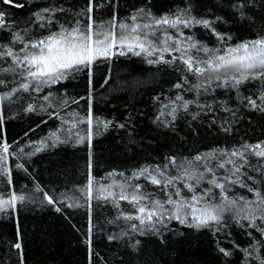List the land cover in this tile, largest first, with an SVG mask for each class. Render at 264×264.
Segmentation results:
<instances>
[{
    "label": "snow or ice",
    "instance_id": "6c2138e0",
    "mask_svg": "<svg viewBox=\"0 0 264 264\" xmlns=\"http://www.w3.org/2000/svg\"><path fill=\"white\" fill-rule=\"evenodd\" d=\"M156 8L155 0H0V218H14L0 264H27L18 213L28 205L67 221L70 210L85 209L84 264H178L161 253L178 258L175 245L199 235L209 237L218 264H264V0H169ZM120 58L174 77L167 93L151 97L153 113L129 102L117 117L98 114L107 100L98 99L96 71L107 66L99 87L108 86ZM76 80L83 92L70 94L66 84ZM29 115L59 123L37 141L10 142L9 121ZM141 119L171 141L167 151L97 178L94 141L118 129L128 145L140 146ZM205 133L220 143L181 152ZM61 144L86 150L85 182L72 195L45 190L26 166ZM14 169L32 189L17 190ZM94 207H110L106 224L119 230L94 223ZM105 241L116 242L111 260L95 250Z\"/></svg>",
    "mask_w": 264,
    "mask_h": 264
},
{
    "label": "trees",
    "instance_id": "16d2710c",
    "mask_svg": "<svg viewBox=\"0 0 264 264\" xmlns=\"http://www.w3.org/2000/svg\"><path fill=\"white\" fill-rule=\"evenodd\" d=\"M136 0H129V3ZM169 0H155L156 10H160ZM19 11V18L22 20L28 13V8ZM124 15V9H121ZM108 13H104L107 18ZM107 66L101 65L96 71L98 99L102 96L107 103L99 105L98 114L108 118L117 117L125 112L130 102L137 110L153 113L151 97L160 94L161 90L167 93L170 82L174 79L167 72H157L156 68L141 62L138 58H120L112 66V78L109 85L104 88L99 87L101 76L106 73ZM136 82H139L137 85ZM59 87V86H57ZM70 94L83 92V81L76 80L66 84ZM64 89L61 88V91ZM41 122L36 115L26 116L24 119L9 121L7 125L8 137L19 140L21 145L28 140L37 141L58 126V121L48 120ZM39 124V127H37ZM244 129L245 125L240 126ZM29 136L24 137V132L29 129ZM158 130L146 119H141L138 127V144L128 145L124 133L118 129H111L103 136H98L94 141V153L97 166L94 175L97 178L103 177L106 172L117 170L125 171L138 163L153 162V158L158 153L167 151L170 140H165L163 135H156ZM251 135V130H249ZM185 133L182 131L181 135ZM260 134V129H256V135ZM154 137V139H153ZM143 138V139H141ZM152 142L149 143L148 141ZM220 140L211 133H205L198 140H190L180 149L185 155L195 154L197 150L203 152L216 146ZM142 146V147H141ZM30 149H26L28 151ZM85 159L86 150L83 147L74 148L71 144H61L56 148H48L32 157L26 166L32 172L37 181L45 190L55 187L58 191L72 195L74 189L85 182ZM14 168V164H13ZM14 179L17 190L25 184L32 189V182L23 172L15 171ZM38 196L40 194H37ZM71 220L63 219L60 214L55 213L48 207L28 205L19 210V220L24 233L25 253L27 264H84V246L81 243L86 226L85 209L70 210ZM67 214V211L66 213ZM94 223L106 228L108 231H118L112 225H107L105 218L113 215L110 207L99 209L94 207ZM72 225L80 229L77 232ZM173 227H179L175 223ZM14 236V218L7 220L0 218V258H5L6 244ZM244 246L245 239L235 237ZM180 255L177 258L175 253L164 254L165 260H178L180 262L196 260L197 264H218L215 254L212 252V245L208 236H191L188 241H181L175 245ZM95 250L106 260H111L116 252V242L107 245L100 242L95 245ZM158 249L149 243L147 252L155 255ZM147 258V257H145ZM96 264H100L99 261Z\"/></svg>",
    "mask_w": 264,
    "mask_h": 264
}]
</instances>
